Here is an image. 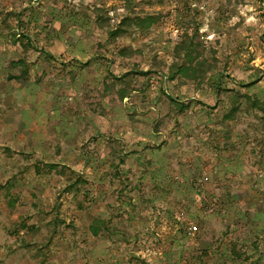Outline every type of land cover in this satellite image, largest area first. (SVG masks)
Instances as JSON below:
<instances>
[{
  "label": "rangeland",
  "instance_id": "rangeland-1",
  "mask_svg": "<svg viewBox=\"0 0 264 264\" xmlns=\"http://www.w3.org/2000/svg\"><path fill=\"white\" fill-rule=\"evenodd\" d=\"M263 105L264 0H0V264H264Z\"/></svg>",
  "mask_w": 264,
  "mask_h": 264
},
{
  "label": "trees",
  "instance_id": "trees-1",
  "mask_svg": "<svg viewBox=\"0 0 264 264\" xmlns=\"http://www.w3.org/2000/svg\"><path fill=\"white\" fill-rule=\"evenodd\" d=\"M238 2V0H236ZM73 13H76V10L72 9ZM101 14V11H98V15ZM19 17H22V13H19ZM157 18L155 16H148L144 23H146L143 27L148 28L150 24L154 23ZM98 20V19H97ZM130 18L124 20V23H121L119 30L116 29L112 32L113 37H121L122 35L129 33L132 31L130 29ZM123 27V28H122ZM196 32L192 36H187V40H183L180 44H178L175 48V61L172 65L169 66V71L163 73L170 81H174L177 79H191V80H204L213 83V90H216L217 95H221L227 91H233V86H226L223 84L225 75L223 72H218L216 67L217 57L215 55V50H213V54L209 55L206 46L203 43L202 35L199 31V28L195 30ZM20 40V39H19ZM131 49L132 47L129 46L128 48H120L119 52L122 56H128L127 49ZM133 49V48H132ZM23 63V62H22ZM24 71L27 72L28 66L23 65ZM161 71V70H158ZM221 81V84H219ZM219 84V85H218ZM115 85V84H114ZM129 87H123L119 90V94L122 98L128 97L129 94L127 92ZM173 102L176 104L177 108L180 110H184L188 107L191 103V100L181 97L180 95L172 96L171 97ZM238 106H235L233 110L230 112L229 116L232 117L237 110ZM261 112L264 114V105L261 108ZM67 167H62V170H65Z\"/></svg>",
  "mask_w": 264,
  "mask_h": 264
},
{
  "label": "built area",
  "instance_id": "built-area-1",
  "mask_svg": "<svg viewBox=\"0 0 264 264\" xmlns=\"http://www.w3.org/2000/svg\"><path fill=\"white\" fill-rule=\"evenodd\" d=\"M196 229H197V226L196 225L191 226L190 227L191 233H195L196 232Z\"/></svg>",
  "mask_w": 264,
  "mask_h": 264
}]
</instances>
